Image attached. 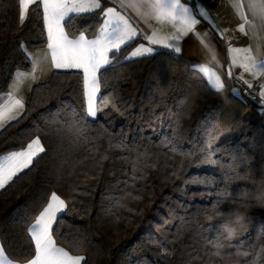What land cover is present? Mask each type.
I'll return each mask as SVG.
<instances>
[{"label":"trees","instance_id":"trees-1","mask_svg":"<svg viewBox=\"0 0 264 264\" xmlns=\"http://www.w3.org/2000/svg\"><path fill=\"white\" fill-rule=\"evenodd\" d=\"M100 22L96 10L76 23L91 37ZM137 40L100 77L95 119L84 115L82 72L54 69L32 85L18 121L0 129V153L34 137L45 149L0 189L5 256L31 253L26 230L55 192L67 208L54 239L81 264H264V104L228 78L213 90L193 60L167 49L126 60ZM45 44L42 9L21 26L18 0H0V93ZM210 144L218 166L206 158ZM222 179L239 195L224 206L230 216L211 213L212 225L226 221L233 232L218 249L208 243L213 197L201 181Z\"/></svg>","mask_w":264,"mask_h":264},{"label":"snow or ice","instance_id":"snow-or-ice-1","mask_svg":"<svg viewBox=\"0 0 264 264\" xmlns=\"http://www.w3.org/2000/svg\"><path fill=\"white\" fill-rule=\"evenodd\" d=\"M18 0L19 22L23 26L28 18L29 12L40 14L42 9V19L44 30L46 32V46L41 54H28L31 62V72L17 71L14 81L7 95L0 94V101L6 103L0 104V128L8 126L10 121H18L22 116V111L16 115H7L12 111V108L18 106L21 110L24 108L23 102L20 99H13V90L17 88L20 81L32 76L35 79L34 73L40 64V55L45 60L50 59L51 67L57 70H66L70 74L74 72L79 75L82 72L83 95L86 98V107L84 115L88 118L95 119L97 116L96 106H94V95L99 92L100 77L108 71L119 59V53L123 47L137 40L141 35H144L148 44H139L134 51L127 57L126 60H134L145 55L154 53L157 47H165L181 52L179 43L184 39V35H178L171 38L169 43L161 45L157 40L153 39L155 31L151 35H146L143 29H140L139 24L133 27L134 18L127 15V8L139 9L143 8V12H139L141 19L147 23L148 18L155 17L160 19L161 16H167L171 19L174 25H184L186 22L190 24V31L198 38L199 32L196 31V25L200 23V18H208L209 13L201 8H190L185 6L181 0H109L113 4L112 7L105 8L102 0ZM232 6L236 11V15L241 20L237 25L240 31L245 30L246 24H255L259 19V24L264 30V0H231ZM35 6V7H32ZM120 9V11L117 10ZM245 9L247 11H245ZM100 11L101 23L98 29L92 33L94 38L86 39L85 32L80 30L76 23L82 18V14H87ZM259 10V16H257ZM249 14L252 15V20L249 19ZM151 28V25H148ZM227 30H224L226 32ZM212 32L224 38V32L215 28L213 25ZM245 35H248L245 32ZM200 43L208 48V44L200 38ZM24 49V45L20 46ZM210 50V49H209ZM229 53L232 52H251L252 49H235L231 43L228 45ZM215 59V57H213ZM252 61L251 66L243 64L241 67L245 72H252L256 69L259 74H264V58L258 62L254 57H248ZM235 65V60L232 61ZM206 75L207 82L215 91H220L223 88V83L219 76L208 65L194 66ZM231 76V71H229ZM242 78V77H241ZM247 83V81H245ZM252 87L251 84L248 85ZM261 96H264V91H261ZM35 146V147H34ZM45 152L44 147L40 144L39 138L32 140L27 146L20 150H11L8 153H0V189L5 188L14 178H18L21 173H26L30 170L35 161L40 158V155ZM215 154L214 147L209 145L206 152V158L210 166H218V161L211 158ZM227 180L234 182V177L229 175ZM209 189V195L213 197L210 204L207 206L209 214L207 215L208 226L206 231L212 232L211 239L208 240L216 248H223L222 241H231L233 232L227 231L228 224L226 221H220L216 225H212V212L216 216H230L231 210L224 206L236 202V197L239 192H233L231 185H226L223 189L219 184H224L225 180L219 182L213 181L208 184L207 181H201ZM215 185V187H213ZM255 194V193H253ZM67 205L65 201L57 195L51 193L46 205L43 206L38 214L34 217V222L26 230V235L29 244L32 247L30 254L13 258L19 259L23 264H81L85 258L82 256H72L69 251L57 245L54 239L58 235L57 228L62 214L66 211ZM234 228L235 225H232ZM229 247H232L229 245ZM5 248L0 245V264H13V259H8L4 255ZM219 252L214 255H219ZM231 254V253H227ZM239 254L247 256V252L241 251ZM252 264H256L255 261Z\"/></svg>","mask_w":264,"mask_h":264},{"label":"crops","instance_id":"crops-1","mask_svg":"<svg viewBox=\"0 0 264 264\" xmlns=\"http://www.w3.org/2000/svg\"><path fill=\"white\" fill-rule=\"evenodd\" d=\"M102 2L105 8L113 6L109 0H102ZM181 2L185 3V6L190 8L198 9L202 7L209 13L208 18L197 17L200 19V23L196 25V31L199 32V37L208 44V48H205V46L200 43V38L192 34L190 31L191 26L187 22L184 25H174L171 19L165 15L161 16L159 20L155 17H150L147 23H145L139 15V12L144 11L143 8L139 9V12L135 8H127L126 13L134 18L135 22L130 21V23H133V27H136L138 23L140 29H143L146 35H151L152 31H155L153 39L157 40L161 45L169 43L172 37L183 34L184 39L178 45L181 48L180 53H176L165 47H157V50L167 49L177 56L193 60L194 66L208 65L215 74L220 77L223 85H225V80L228 78L229 71H231V73L243 82L247 81L246 84L254 85L257 88L260 103L264 104V96L260 94L261 91H264V74H259L256 69H253L252 72H245L241 67L243 64L251 66L252 61L248 59L250 56L254 57L257 62L261 58H264V30L260 27L259 19L256 20L255 24H246L245 30L240 31L237 25L241 23V20L236 15L231 0H181ZM246 2L247 0H245V3ZM85 6L87 7L86 0ZM117 10L120 11L119 8H117ZM245 11L247 10L245 9ZM257 16H259V10H257ZM249 19L252 20L251 14H249ZM148 25H151V28H149ZM213 25L221 32L227 30L224 32L223 39L213 34ZM245 32H247L248 35H245ZM85 38L92 39L94 36L88 37L85 35ZM142 43L148 44L144 35L138 38L126 56L130 55L131 52ZM229 43H231L232 47L235 49L243 50L251 48L252 51L250 53L244 51L229 53ZM44 50L45 48L41 51L43 52ZM213 57H215V59ZM233 60H235V65L232 63ZM54 69L55 68H51L48 72L50 73ZM203 76L207 80L206 75L203 74ZM233 90L237 91L234 87Z\"/></svg>","mask_w":264,"mask_h":264},{"label":"rangeland","instance_id":"rangeland-1","mask_svg":"<svg viewBox=\"0 0 264 264\" xmlns=\"http://www.w3.org/2000/svg\"><path fill=\"white\" fill-rule=\"evenodd\" d=\"M45 46H46V44L44 46H42V47H38L37 49H35L34 51L29 52V53L33 54V55L41 54L42 53L41 50H43V48H45ZM127 56H129V55H127ZM39 58H40V64H39L36 72L34 73L35 79H33L32 76H28L26 79L20 81L19 84L17 85V88L15 90H13V93H14L13 99L14 100L15 99L22 100L23 105H24L25 101L27 100V97L29 95V90L32 87V85L47 79V77L51 73V72L50 73L48 72L49 69L53 68V67H51L50 59L49 60H45L42 55H40ZM17 71L31 72V62H30V68L29 69H19V70H16L15 73ZM15 73H14L13 78L11 79V81H10V83L8 85V89L5 92H2L0 94L7 95L8 91L12 90L11 89V85H12V83L14 81ZM85 101H86V98H85ZM2 103H6V101H0V104H2ZM93 103H94V106H96V110H97V114H98L99 109H100V107L98 106V93H96L94 95ZM21 111L22 110L18 106H16V107L12 108V111L10 113H8L7 115H16V113L21 112ZM230 132L231 131L224 132L222 135H224V136L229 135ZM37 138L38 137H34L32 140H35ZM32 140H30L27 144H29ZM27 144L23 148H25L27 146ZM40 144H41V141H40ZM23 148H21V149H23ZM70 255H72V256H80V255H73V254H70ZM5 264H7V261H5ZM13 264H23V262H18V261H14L13 260Z\"/></svg>","mask_w":264,"mask_h":264},{"label":"built area","instance_id":"built-area-1","mask_svg":"<svg viewBox=\"0 0 264 264\" xmlns=\"http://www.w3.org/2000/svg\"><path fill=\"white\" fill-rule=\"evenodd\" d=\"M228 80L232 83V86L241 94L256 103H260V97L257 88L254 85L249 88V84H246L241 79L237 78L233 73H231V76L228 75Z\"/></svg>","mask_w":264,"mask_h":264}]
</instances>
